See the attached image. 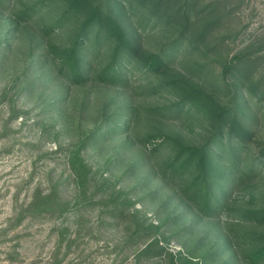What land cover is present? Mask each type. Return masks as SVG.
Masks as SVG:
<instances>
[{
  "label": "rangeland",
  "instance_id": "obj_1",
  "mask_svg": "<svg viewBox=\"0 0 264 264\" xmlns=\"http://www.w3.org/2000/svg\"><path fill=\"white\" fill-rule=\"evenodd\" d=\"M81 1L65 23L67 0L0 5V264H252L264 245V217H255L264 210V0H172L162 18L156 0ZM94 8L139 55L175 49L164 81L134 63L125 88L69 79L60 51ZM232 125L245 143L230 137ZM198 150L208 155L210 210L202 194L181 190L195 166L181 175L165 167Z\"/></svg>",
  "mask_w": 264,
  "mask_h": 264
},
{
  "label": "trees",
  "instance_id": "obj_2",
  "mask_svg": "<svg viewBox=\"0 0 264 264\" xmlns=\"http://www.w3.org/2000/svg\"><path fill=\"white\" fill-rule=\"evenodd\" d=\"M12 0H0V5H3L5 8L10 7ZM68 1V7L67 10L64 12V16L60 17L58 20L59 22L65 23L67 21H72L75 17H77V14L79 11L82 10L83 2L81 0H67ZM141 3H144V0H139ZM160 0H156L153 3V13L154 16L158 15L157 17H163V15H170L172 13L170 11L171 9V1L167 0L165 3V6H163L162 10L160 8L162 7V2H159ZM179 0H173L172 5H175L174 3H177ZM48 3V1H47ZM164 5V4H163ZM32 11L25 10V14L29 15H37V13L41 12V9L37 6L31 7ZM178 10V7L175 8L176 13ZM32 13V14H31ZM187 22L190 21V17L186 16ZM184 29L186 31L187 27L184 26ZM95 30V31H94ZM92 31L95 32L94 38H90L87 36L88 32L91 34ZM78 35V36H77ZM76 35V39L74 40L73 44L71 46H68L60 51V56L64 58L65 63L69 67V79H73L74 81L78 83H85L89 81L90 79H97L106 81L108 83H112L115 85H121L120 87H128V77L127 72L129 73V65L134 63L135 65L141 66L146 73L148 74L149 80H156L158 82H161L162 80V74L160 73L162 69L173 67V65L176 64V60L172 58L174 54V48L172 47L171 52L166 54V52L163 53H152L148 55H139L138 49L136 45L131 42L125 33L124 28L117 22L116 19L112 18L111 16L105 17L100 13V10L98 8H94L89 10L86 13L85 20L83 21V26L79 34ZM200 36L191 37L189 39V46H193L196 48L197 46L195 43L197 42V39H199ZM181 39V38H180ZM178 39V42H181V40ZM103 40L104 44H108L109 50L106 53V58L104 61L106 62L105 66L98 70L97 68V59L99 57V54H102L101 52L103 50ZM192 47V48H193ZM138 54L139 56H137ZM138 57V60L135 58ZM242 55H235L230 59V62L226 64L223 68V72L230 71L234 64L238 59H241ZM41 63V61H40ZM38 63L37 67H41V64ZM52 65H54L52 63ZM44 67V66H43ZM128 67V68H127ZM164 81V80H162ZM168 82V81H167ZM197 93V92H196ZM185 98L190 101V104L192 103H198V95H195V91L192 93H188L186 91ZM193 95V97H192ZM182 97V96H181ZM184 100V99H183ZM184 101H181L177 105V112L183 111V104ZM199 104V103H198ZM191 111V110H187ZM129 119V118H128ZM127 121V120H126ZM229 127V126H228ZM131 128L130 124H126L121 130L127 131ZM238 130H234V125L230 126V137H233L237 134L239 141L241 143H245L247 134L244 130L241 128H236ZM107 130L103 131L105 134ZM222 129L219 128L218 131V138L222 139ZM216 144V143H215ZM219 148H222L221 143H217ZM229 157L232 159L233 163L239 160L237 157L236 152H231ZM208 161V155L204 150H198L197 152H192L189 154V156H186L183 158L182 154L180 156V153L178 156L172 157L165 163V167L168 170L172 171L173 175H181L183 172L187 169L188 166H195L196 171L198 172V175L192 179L188 184H185L181 190L185 191V193L193 192L195 194L198 193L203 195V203L204 206L209 207V210L211 209V201H210V190L208 187V178L206 176L207 167H209V164H207ZM154 170V167H152ZM214 171L220 172L221 170H218L213 167ZM254 170V169H253ZM222 173V172H221ZM245 173V172H244ZM244 176V175H243ZM230 180V179H229ZM228 180V181H229ZM230 187L228 189L232 190V187L235 183V178L230 180ZM223 193H226L225 190L222 191ZM229 194V193H228ZM259 214H262L260 217H264V210L263 211H256L255 217H258ZM231 242H225V246H230ZM250 260L252 264H264V245L259 248H254L250 252ZM189 262V261H188Z\"/></svg>",
  "mask_w": 264,
  "mask_h": 264
}]
</instances>
